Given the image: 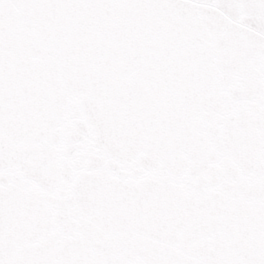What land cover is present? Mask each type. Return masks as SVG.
<instances>
[{
    "label": "snow or ice",
    "instance_id": "snow-or-ice-1",
    "mask_svg": "<svg viewBox=\"0 0 264 264\" xmlns=\"http://www.w3.org/2000/svg\"><path fill=\"white\" fill-rule=\"evenodd\" d=\"M0 264H264V0H0Z\"/></svg>",
    "mask_w": 264,
    "mask_h": 264
}]
</instances>
